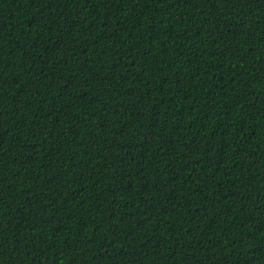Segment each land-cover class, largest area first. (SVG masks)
<instances>
[{"label": "trees", "instance_id": "obj_1", "mask_svg": "<svg viewBox=\"0 0 264 264\" xmlns=\"http://www.w3.org/2000/svg\"><path fill=\"white\" fill-rule=\"evenodd\" d=\"M0 264H264V0H0Z\"/></svg>", "mask_w": 264, "mask_h": 264}]
</instances>
